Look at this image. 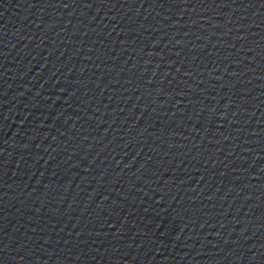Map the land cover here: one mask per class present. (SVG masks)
Here are the masks:
<instances>
[{
	"label": "water",
	"instance_id": "obj_1",
	"mask_svg": "<svg viewBox=\"0 0 264 264\" xmlns=\"http://www.w3.org/2000/svg\"><path fill=\"white\" fill-rule=\"evenodd\" d=\"M0 264H264V0H0Z\"/></svg>",
	"mask_w": 264,
	"mask_h": 264
}]
</instances>
